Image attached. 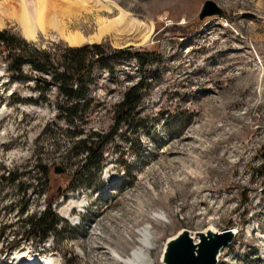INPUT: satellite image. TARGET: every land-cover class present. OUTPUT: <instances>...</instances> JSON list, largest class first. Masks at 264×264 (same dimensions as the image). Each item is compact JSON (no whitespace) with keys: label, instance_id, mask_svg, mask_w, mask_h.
Returning a JSON list of instances; mask_svg holds the SVG:
<instances>
[{"label":"rangeland","instance_id":"374dc122","mask_svg":"<svg viewBox=\"0 0 264 264\" xmlns=\"http://www.w3.org/2000/svg\"><path fill=\"white\" fill-rule=\"evenodd\" d=\"M99 1L106 9L79 23L86 36L98 18L120 9L137 26L84 44L159 50L164 59L146 80L158 78L133 118L116 128L111 107L141 78L135 59H109L113 75L93 70L95 108L85 119H56L53 87L42 103L36 72L25 67L22 77L9 79L0 66V263L15 264L26 251L34 257L28 264H41L36 256L120 264L114 254L128 257L148 227V254L162 264L169 239L212 227L236 233L217 264H264V0ZM205 1L224 14L200 21ZM2 29L25 39L15 22ZM39 39L42 49L68 46L55 35L25 40ZM105 138L102 165L86 168L82 143ZM56 166L64 173L55 174ZM52 199H59L53 233L42 242L34 233L23 236Z\"/></svg>","mask_w":264,"mask_h":264},{"label":"trees","instance_id":"16d2710c","mask_svg":"<svg viewBox=\"0 0 264 264\" xmlns=\"http://www.w3.org/2000/svg\"><path fill=\"white\" fill-rule=\"evenodd\" d=\"M41 42V39L26 41L10 30H0V66L5 68L9 79L22 77L25 67L36 72L34 85L37 99L42 103L47 101L46 92L53 87L57 92L56 100L60 101L55 105L56 119H85L92 114L95 101L90 95L88 83L95 68L106 70L108 74L113 75L114 69L109 59L133 58L138 61L141 78L127 89L121 101L111 107L116 128L126 125L133 118L144 93L158 78V74L155 73L147 82L146 76L152 73L154 64L162 63L164 59L162 53L156 49L129 47L123 50H111L103 44L70 47L59 43H51L42 49ZM45 74L49 76L48 79L44 77ZM109 141L110 138H105L98 140L97 143H82L87 154L86 168L98 169L102 165L103 150ZM65 194L63 192L62 196ZM56 201L52 199L47 202L45 213L38 220L31 222L30 230L24 232L23 236L28 237L34 233L42 242L53 233L58 222L57 215L52 209Z\"/></svg>","mask_w":264,"mask_h":264},{"label":"bare ground","instance_id":"6f19581e","mask_svg":"<svg viewBox=\"0 0 264 264\" xmlns=\"http://www.w3.org/2000/svg\"><path fill=\"white\" fill-rule=\"evenodd\" d=\"M102 9H106V7L99 0H1L0 29L4 28L7 22L12 21L20 27L23 37L27 40H33L38 34L55 35L62 38L70 47H79L84 43L99 42L107 35L114 33L124 35L129 31L135 30L137 21L135 23V19L132 20L131 14L120 9L119 14L111 19L98 18L96 21V32L86 36L79 30V23L82 19L92 15L93 12L100 14ZM3 117L4 113L0 112V122ZM78 208L82 209L83 206ZM60 214L65 218H71L69 209L62 208ZM159 217L162 219L161 216ZM75 221L76 219H73V222ZM216 230L209 227L202 232L196 233L193 237L190 236L188 231H181L167 241L161 263L168 264L167 254L170 246L183 236L186 235L191 239L195 247V253H197L203 241H211L215 235L221 233L216 232ZM230 232L235 238V230H230ZM138 236L137 245L132 249L128 257L124 258L118 253L114 254L115 259L120 264H152L148 254L151 249L150 229L144 227L138 231ZM222 249L216 254V263H218V256ZM35 259L42 261L41 264H58L57 259L53 258V256L44 259H39L36 256ZM33 261V255L26 251L15 257V264H28Z\"/></svg>","mask_w":264,"mask_h":264},{"label":"water","instance_id":"95a60500","mask_svg":"<svg viewBox=\"0 0 264 264\" xmlns=\"http://www.w3.org/2000/svg\"><path fill=\"white\" fill-rule=\"evenodd\" d=\"M223 14L224 10L215 2L205 1L199 12L198 19L202 21L210 17H221ZM96 134L98 136L101 135L99 132H96ZM54 173L59 175L64 173V170L62 167L56 166ZM233 240L234 237L230 229H225L220 234L215 235L211 241H203L199 246V250L195 253L193 242L185 235L170 246L167 262L168 264H217V252L221 248L228 246V243Z\"/></svg>","mask_w":264,"mask_h":264}]
</instances>
